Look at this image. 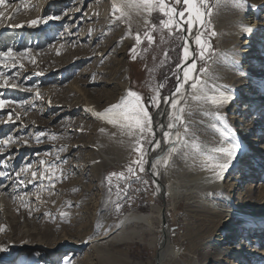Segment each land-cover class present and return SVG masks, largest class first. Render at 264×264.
<instances>
[{"label":"rangeland","instance_id":"obj_1","mask_svg":"<svg viewBox=\"0 0 264 264\" xmlns=\"http://www.w3.org/2000/svg\"><path fill=\"white\" fill-rule=\"evenodd\" d=\"M241 1L197 2L204 23L193 35L196 76L179 102L181 120L171 125V113L156 119L162 139L172 128L178 135L157 165L164 201L148 170L153 115L166 98L167 106L174 100L168 95L180 80L189 6L184 0H124L129 24L116 0H4L0 54L17 55L0 64V247L7 249L0 251V264H157L161 217L126 225L143 231V242L92 241L126 213H156V207L166 209L176 250L160 264H264V0ZM139 2H155L146 19ZM241 8L244 27L252 30L242 35V48H233L223 28ZM238 52L247 82L232 95L222 121L219 107L202 101L196 86L229 93L216 67ZM129 97L143 110L144 128L135 148L120 156L108 151L104 122ZM221 136L219 150L214 144ZM233 144L245 154L218 183L216 166ZM213 207L234 211L222 220L226 228L216 227ZM254 212L255 219L242 215ZM230 232L237 237L226 241ZM215 248L227 249L218 262L205 258ZM233 248L246 258L240 261Z\"/></svg>","mask_w":264,"mask_h":264},{"label":"bare ground","instance_id":"obj_2","mask_svg":"<svg viewBox=\"0 0 264 264\" xmlns=\"http://www.w3.org/2000/svg\"><path fill=\"white\" fill-rule=\"evenodd\" d=\"M116 1H117V3H119L118 5L121 8V10H118L117 12H120V11L126 12L129 15V17H130V23L129 24H131L133 22V19H132V16H131V11H130V9L128 7L129 4L127 2H124V0H116ZM237 1H238V3L242 2L241 0H235V3H237ZM44 2L41 3L42 7L45 6ZM197 2H198V0H196L195 6L197 8H200L197 5ZM136 5L138 7L145 8L143 10V13H144L143 15L145 16V19H146L147 16L153 11V8L155 6V2H150V3H140L139 2ZM74 9L75 10L72 12V14L78 13V7L74 8ZM245 10H246L245 8H241V9L238 10V12L234 15V17L231 18V25L229 24L230 27L224 29L223 25L225 23H219L218 24L220 29L223 28V31H225L227 34L231 35V38L233 37L232 38V41L234 42L233 48L234 47H241L242 48V46L246 43L244 41L242 35L244 33H246V32L250 33L251 30H252L251 28H245L244 27L245 23H247V20L245 19V17L242 14V12L245 11ZM200 27H201L200 21L199 20H194L193 23L190 26V29L187 30V32H186L185 42H184L183 61H182L181 65H180V68H179L180 80H179L178 86L172 91L171 94L168 95L170 99L174 97V100H173L171 106H167L168 105L167 104L168 98H166L164 100V102H162L160 107L155 111V113H154L155 114V119H157L159 116L162 115V118L164 120H168L169 119L168 118L169 117V113H171V114H174V119H172L173 122H172L171 125H177L178 122L181 120L182 116H181V111L179 109V102H181V99L183 98V96H184V94H185V92H186V90L188 88L189 83H191L192 80H194L195 76H196V74L194 76V73H195V71H194L192 73V76L186 80L185 77H184V73L187 71V68L190 67V65L195 62L194 61V57H193V55H195V47H194L193 35L200 30ZM126 37L130 38V35L126 34ZM185 49L188 50L187 57L185 56ZM229 53H230V51H229ZM223 54H225V53H223ZM231 54H230V56H231ZM220 55H218V57ZM224 56H223V60H220L221 64L219 65V67L217 66L216 68H219V70H220L219 72L221 73V76L225 77V79H226L225 82H226V86L229 88V93L224 92L223 90H220V89H215L213 87L210 89L208 87H201V86L199 87V85H198V87L196 86V88H198L197 91H199V92L201 91L200 93L203 96V97L201 96L202 97V101L207 102L208 104L209 103H211V104H215L216 103L215 105H217L219 107V108H217V109H219L218 110L219 111L218 114L221 116L220 119L222 118V121L223 120L225 121V118H224L225 116H224V113L222 111H224L231 103L235 102L234 98L232 97V95L237 94L238 93V91H237L238 88L240 86H245V84L247 82V79L243 76V74L246 72V68H245L246 66H241L239 64V62H238L239 59H243V57H244L243 52H240L239 54H237L238 57L235 60L233 58L229 59V58L224 57ZM234 57H236V55ZM217 63H218V61H217ZM127 83H128L127 80H125L124 81V85L127 86ZM181 85H183V87H181ZM135 103L138 104V101L134 97H129V98H127V102L124 104V106H122L118 110H116V111L114 110L112 112V116L109 119H108V117L110 116L109 115L110 113L108 114L107 118L105 117L106 120L104 122V126H105L104 130L106 132V135L108 136L107 137L108 141L107 140L106 141L110 142V144L108 145V151L115 152L117 155H120V156L125 154V153L131 152V150L133 148H135L134 143L137 140V138L139 137V133L142 132L143 128H144V126L142 124L143 122L141 123L140 121H135V119L133 117L135 115V113L130 111V109L132 108V106ZM85 105H87V104H85ZM244 106H246V103H245ZM84 108H86L88 110L90 107L89 106L88 107L84 106ZM93 110L94 109H92V111ZM94 111L96 112V110H94ZM117 111H128L129 112V116L123 117L122 120H119V118H118V121L111 120V118H113L114 113L117 112ZM100 114H101V112H100ZM228 122H230V121H228ZM232 124H231V126H232ZM231 126L229 124V128L233 129ZM224 128H225V131L228 129V127H224ZM172 129H173V131L170 132V136L165 138V140H164V139H162V134L158 131L157 124H156L157 137L155 139V142H157V141L158 142L156 144L154 142V144L151 146L150 155L152 156V159H151V170H152V173L154 174V176H156L157 178H160V173H161L158 170L157 165L159 164L161 158L164 157V155H165V153H166V151H167V149L169 147V144L171 142L175 141L177 139V136H178L177 132L175 131V128H172ZM222 135H223V133H222ZM219 140L220 141H219L218 144H214L213 143L218 149L222 147V144L224 143L225 139L223 140V137L221 136ZM230 142L233 143L235 141L231 140ZM237 146H238V151H237L234 159L231 160L230 166L225 171L227 173L230 172L233 169L232 167H234V165H236V163L245 154L244 153V150H245L244 147L241 146L240 144H237ZM228 148H230V147H227L226 149H228ZM152 161H154V162L152 163ZM94 165H96V168L101 169V165L100 164H94ZM242 171H243L242 173H244V170H242ZM241 179H242L241 175L236 177V181H239ZM220 181H221V179L219 178L218 183ZM218 183H216L215 186L218 185ZM156 188H157V191H158L157 193H158L159 196L161 195L162 192L166 196L167 190H166L165 186L161 187V185L157 184ZM204 199L211 206H213V205L217 206L218 205L217 203L211 201V198H209L207 196ZM205 205H207V204H205ZM205 205H203V206H205ZM207 207H209V206H206V208ZM209 210H211V209H209ZM153 211H155L156 213H153V212L152 213H141V212H129V213H126L125 215H123L121 218H119L116 221L115 225H113L111 227L107 226V228H104L101 232L95 234L93 236V238H92V241L95 242V241H100V240L103 241V240H105L106 243L108 241L113 242V243H118V242H129L132 239H137V240L143 242L144 241L143 231L141 232V230L137 229L136 227H132L131 229H127L126 225L129 224V223H140V222H145L146 224L150 225V223L153 220L154 215L158 216V217H161V221H162L163 208L161 210V208L156 207V208H154ZM211 213H212V215L214 217L219 218L216 221V227L219 230L222 229V228H226L228 226V224H224V222L222 220L225 217H227V216H233L235 214L234 211L232 212L230 210L226 211V210H221V209L218 210L215 207H213V209L210 212V214ZM165 214H166V209H165ZM242 215H249L250 217L255 219V216L257 214H256V212H254V213H244ZM162 231H163V224H162ZM230 235H231V237L228 238ZM169 236H170L169 227H167L166 230H165L164 239H163V236L161 237V239H159V238L157 239V242H159V249H158V255H157V259H158L157 264H160V262L163 260V258L165 256H167L170 252L172 254L176 253V250L174 249V247L172 245H170V243H169ZM227 236L228 237H226L227 238L226 241H230L233 238L237 237L232 232L228 233ZM69 242L72 243V244L75 243L74 241H69ZM45 251L48 252V253H51V249H46ZM226 251H227V249L219 250V249L215 248V250L213 252H208L207 251L208 255L205 258H214L213 260L217 261V260H219V256L221 254H223L224 252H226ZM236 251L237 250L235 248H233L229 252L231 254H234L236 257H239L240 261L246 258L244 256L236 255ZM47 255H49V254H47ZM247 264H251L250 260L247 262Z\"/></svg>","mask_w":264,"mask_h":264},{"label":"snow or ice","instance_id":"obj_3","mask_svg":"<svg viewBox=\"0 0 264 264\" xmlns=\"http://www.w3.org/2000/svg\"><path fill=\"white\" fill-rule=\"evenodd\" d=\"M177 2H179V0H177ZM184 3L186 5H189L188 12L193 14L192 16L189 17L187 23H189L191 25L194 20H199L201 25H203L204 14L199 10V8H197L195 6L196 0H184ZM3 5H4V0H0V6H3ZM166 14L169 16L175 14V9L169 10V12ZM180 15H181V17H183L184 13H180ZM49 19H59V17H50ZM30 23L32 25H36V24L40 23V21L39 20H33ZM171 23H172V21H171V19H169L167 26ZM212 35L214 36V35H216V33L213 32ZM196 43L198 45H200L202 48L204 47V42L201 40V38L197 37ZM16 55L17 54L12 50H9L6 53L0 54V64H4V60L6 58H15ZM187 55H188V50L185 49V56L187 57ZM201 55H203V53H201ZM196 68H197V65L195 63L191 64L190 67L187 68V71L184 73V77L186 80L192 76V73L196 70ZM181 87H183V85H181ZM114 108H119V106H116ZM114 108H112L107 113V115L109 113H112ZM130 111L135 113V115L133 116L135 121H142L143 120V110L138 106V104L135 103L132 106V108L130 109ZM125 116H129L128 111H117L114 113L113 118H111V120L118 121V118H119V120H122L123 117H125ZM9 121H11V118H9ZM224 151H226L228 159L225 160L223 163H220L216 166L219 169L217 176L220 179H223V175H224L225 171L228 169V167L230 166L231 160L234 159V157L238 151V146L233 144L231 146V148L225 149ZM6 250H7L6 248L0 247V251H6Z\"/></svg>","mask_w":264,"mask_h":264},{"label":"water","instance_id":"obj_4","mask_svg":"<svg viewBox=\"0 0 264 264\" xmlns=\"http://www.w3.org/2000/svg\"><path fill=\"white\" fill-rule=\"evenodd\" d=\"M194 38H195V34H194ZM193 57L195 59V55H193ZM153 123H154V129H155V133H156V137H157L155 114L153 115ZM151 159H152V156L149 154V156H148V170H149V173H150L152 179L154 180L155 187H156L157 184L161 185V187H164L165 186L164 182L160 178H157L156 176H154V174L152 173V170H151ZM156 191H157V188H156ZM160 197L165 201V194L163 192L161 193ZM162 223H163V239H164L165 230L168 227L167 218H166V214H165V209L164 208H163V214H162Z\"/></svg>","mask_w":264,"mask_h":264}]
</instances>
